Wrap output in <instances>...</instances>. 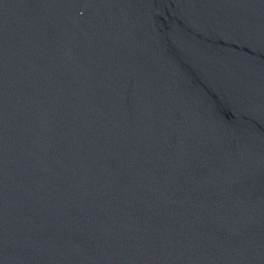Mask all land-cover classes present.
I'll list each match as a JSON object with an SVG mask.
<instances>
[{
  "label": "water",
  "instance_id": "95a60500",
  "mask_svg": "<svg viewBox=\"0 0 264 264\" xmlns=\"http://www.w3.org/2000/svg\"><path fill=\"white\" fill-rule=\"evenodd\" d=\"M0 264H264V0H0Z\"/></svg>",
  "mask_w": 264,
  "mask_h": 264
}]
</instances>
